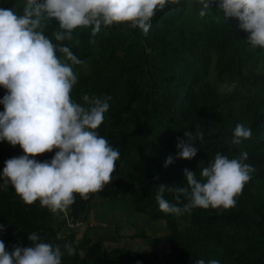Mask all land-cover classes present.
I'll return each mask as SVG.
<instances>
[{
    "label": "trees",
    "instance_id": "obj_1",
    "mask_svg": "<svg viewBox=\"0 0 264 264\" xmlns=\"http://www.w3.org/2000/svg\"><path fill=\"white\" fill-rule=\"evenodd\" d=\"M0 4L22 12L25 0H0ZM201 7L198 0H182L158 9L147 34L121 22L102 26L95 34L78 26L70 40L57 41L58 21H45L46 34L57 45H70L80 57L81 63L73 65L79 79L72 97L86 103L85 93L111 95L99 132L120 149L121 156L112 182L87 199L76 193L65 215L39 200L25 202L12 185L0 188V222L6 225L0 239L7 249L32 243L28 232L36 230L52 243L73 242L77 251L73 255L65 251L63 264H194L200 257L222 264H264V49L250 46L245 39L248 32L239 27L237 18H225L215 9L216 0L206 15L199 14ZM6 91L0 85V96ZM3 107L0 104V110ZM237 122L253 130L239 144L232 142ZM188 128L197 148L190 159L176 155L177 138L187 141L183 130ZM245 149L246 162L255 171L235 206L195 207L180 214L159 207V183L170 188L186 184L185 168L199 176L217 152L232 157ZM55 151L34 155L49 159ZM22 152L19 144L0 141V171L7 158ZM169 155L173 161L165 166ZM96 195L128 197L137 211L166 220L169 230L162 236L135 234L149 242L158 240L163 249L144 253L105 248L92 242L87 232L77 238L75 228L59 233L67 217L75 223L85 215ZM164 195L181 206L187 202L186 196L176 201L171 190Z\"/></svg>",
    "mask_w": 264,
    "mask_h": 264
},
{
    "label": "clouds",
    "instance_id": "obj_2",
    "mask_svg": "<svg viewBox=\"0 0 264 264\" xmlns=\"http://www.w3.org/2000/svg\"><path fill=\"white\" fill-rule=\"evenodd\" d=\"M182 0H25L22 12L0 4V85L7 91L0 96V141L19 144L23 152L9 157L0 171V188L12 185L27 203L37 200L53 211H67L76 193L87 199L114 179L113 172L121 156L99 132L110 109L111 95L85 93L80 103L72 97L79 77L73 65L80 57L68 44L57 45L46 34L45 21L55 18L61 30L54 32L57 41L70 40L78 26L91 28L93 34L102 26L128 22L147 34L158 9L178 5ZM201 16L206 15L213 0H198ZM225 18L235 17L239 27L248 32L250 46L264 49V0H216V8ZM62 52L64 56L58 54ZM188 137H178L176 155L192 158L197 148ZM253 135L250 126L237 122L232 142ZM56 149L49 159L34 154ZM33 154V155H29ZM248 151L229 157L217 152L214 158L196 170L184 169L186 184L159 183L156 199L166 212L180 214L195 207L229 208L255 171L247 163ZM173 161L169 155L165 166ZM171 190L176 201L185 196L182 206L164 195ZM183 194V195H181ZM67 213V212H66ZM65 213V214H66ZM78 223V221L76 222ZM6 225L0 222V230ZM32 243L14 244L11 250L0 239V264H63L65 251L76 253L71 241L63 245L43 240L36 230L28 232ZM137 264H140L138 261ZM194 264H222L216 258L200 257Z\"/></svg>",
    "mask_w": 264,
    "mask_h": 264
},
{
    "label": "rangeland",
    "instance_id": "obj_3",
    "mask_svg": "<svg viewBox=\"0 0 264 264\" xmlns=\"http://www.w3.org/2000/svg\"><path fill=\"white\" fill-rule=\"evenodd\" d=\"M210 78L215 81L214 73H211ZM216 83V82H215ZM217 84V83H216ZM66 211H64L65 215ZM87 219L94 217L96 221L100 222V229L103 230L101 239H104V246L110 247V245H114L112 236H117V238L121 239V233H129L134 234L135 232H143L149 237L162 236L166 232H168V225L166 220L159 219L153 220L149 218L146 214L139 212L135 209L133 203L128 197H116V198H107L96 195L90 202L87 207L86 212L84 213ZM70 218L67 217L66 223L60 225L58 228L59 233H63L69 228H77L78 223H74L70 226ZM108 232V234L106 233ZM108 236H107V235ZM105 235L107 237H105ZM111 238H110V237ZM123 236V235H122ZM98 237L95 236V239ZM116 245L122 244L118 247H126L127 245L132 246V248H137L138 251H154L160 252L163 249V244L158 240L147 241L145 239H136L135 238H122V240H116ZM126 244V245H124ZM143 250V251H142Z\"/></svg>",
    "mask_w": 264,
    "mask_h": 264
},
{
    "label": "crops",
    "instance_id": "obj_4",
    "mask_svg": "<svg viewBox=\"0 0 264 264\" xmlns=\"http://www.w3.org/2000/svg\"><path fill=\"white\" fill-rule=\"evenodd\" d=\"M93 218L94 217L87 219V217L84 215L78 221V226H77V228H75V229H78V233L76 235L77 238H81L87 232V234L90 236L92 242L98 243V244L102 245L105 248H113V247H118V246L122 245V244H119V243L116 245L115 244L116 241L114 239H116L118 241V240H122V238H125V237L126 238H135L136 237V239H140L141 241H142V239L146 240V238H141V237L139 238V237L135 236V234L139 233L138 231L135 232L134 234H129L127 232L126 233L122 232L120 234L121 235L120 236L121 239L117 238V236H115V235L112 236L113 238H111L109 236L113 240L114 245H110V247H108L107 245L104 246L103 245L104 244V239L103 240L101 239V235H102L103 230H101L100 227H99V226L102 227V225H100L99 221H96V219H93ZM106 233L108 234V232H106ZM97 235H98V237L95 239V236H97ZM106 235H105V237L108 236V235L107 236ZM124 245H126V244H124ZM126 248L138 250L137 248H132V246H130V245H127ZM148 252H151V251H148ZM144 253H147V251H144Z\"/></svg>",
    "mask_w": 264,
    "mask_h": 264
},
{
    "label": "built area",
    "instance_id": "obj_5",
    "mask_svg": "<svg viewBox=\"0 0 264 264\" xmlns=\"http://www.w3.org/2000/svg\"><path fill=\"white\" fill-rule=\"evenodd\" d=\"M68 221H70V226H72L74 223L71 221V219H69ZM76 223V222H75Z\"/></svg>",
    "mask_w": 264,
    "mask_h": 264
}]
</instances>
